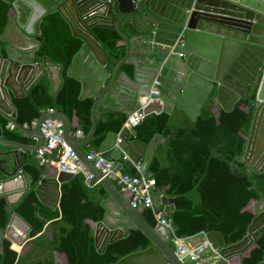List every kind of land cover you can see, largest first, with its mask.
<instances>
[{
	"label": "water",
	"instance_id": "water-1",
	"mask_svg": "<svg viewBox=\"0 0 264 264\" xmlns=\"http://www.w3.org/2000/svg\"><path fill=\"white\" fill-rule=\"evenodd\" d=\"M16 12L15 29L23 42H32L31 48L8 46L7 59L0 57V116L34 144L26 145L2 138L0 129V197L9 206L16 205L27 193L33 192L46 208L55 210L59 202L60 186L74 177L73 174L55 171L42 173L38 181L22 169L28 154L35 156L43 144L41 125L49 120L62 124V136L77 159L90 171L107 193L101 202L105 209L102 221L90 222L94 244L102 254L108 244L121 240L128 230H137L149 242L141 251L121 258L115 264H188L182 261L170 244L165 227L152 228L140 212L130 204L131 198L122 193L113 180L103 177L88 160L82 146L93 138L96 110L105 96L113 91L135 100L145 101L146 115L182 111L195 121L204 104L212 101L213 110L220 108L231 113L236 103L252 93L254 113L244 152L240 160L253 173H264V2L260 0H4ZM29 14L21 22L20 7ZM57 12L68 24L74 38L82 42L74 56L67 75L80 82L79 100H94L91 108V128L87 135L72 134L69 118L63 112L43 113L31 129L15 121L16 109L11 100L24 98L43 78L49 80L51 92L56 95L63 84L62 67L47 57L36 61L40 46L42 18ZM93 27L115 29L125 41L126 52L113 71L105 68L109 57L105 47L92 32ZM142 49L145 63L135 67L134 79L120 69L129 59L132 45ZM154 91L156 95L150 96ZM161 139L155 135L149 144L130 141V133H108L98 152L110 153L114 171L139 165L147 173L150 161ZM123 153L129 161L122 163ZM89 183V182H88ZM155 207L162 218L172 226V213L177 200L165 195L153 196ZM162 206V208H161ZM32 227L18 214H12L3 232V238L25 248L31 241ZM264 234V197L256 201L254 218L246 235L239 242L227 246L222 234L206 235L211 244L214 264H237L236 259L245 253ZM212 255L208 254V257ZM68 262V260H67ZM259 264H264V261Z\"/></svg>",
	"mask_w": 264,
	"mask_h": 264
},
{
	"label": "trees",
	"instance_id": "trees-1",
	"mask_svg": "<svg viewBox=\"0 0 264 264\" xmlns=\"http://www.w3.org/2000/svg\"><path fill=\"white\" fill-rule=\"evenodd\" d=\"M21 22L29 10L21 5ZM16 17L11 3L0 0V53L8 56L3 34L9 20ZM92 32L105 47L109 57L106 67L112 72L126 52L125 41L115 29L93 27ZM40 46L35 53L36 61L47 57L62 67L63 84L56 95L51 92L47 78H43L24 98L13 99L18 125L31 127L47 110L63 112L75 130L87 135L91 128V98L79 100L81 84L68 77L67 70L79 52L82 42L74 38L68 24L57 12L47 13L35 36ZM134 47L138 50H134ZM129 61L121 67L132 76L134 59L146 56L142 49L132 45ZM255 93L239 100L231 113L213 111L212 101L203 105L195 121L182 111L146 116L135 128L132 140L145 144L160 135L161 139L145 174L155 181L153 194L162 192L175 198L177 204L172 213L174 234L182 239L198 234L217 232L222 234L227 246L233 245L246 235L254 214L246 208L250 201L264 197V173H253L240 160L246 143L253 113ZM141 106L116 91L107 94L96 111V131L87 144L90 152H98L108 133L119 134L129 114ZM2 138L22 144L32 140L12 127L0 116ZM104 157L109 158L106 154ZM123 163V160H121ZM23 170L33 181H38L45 170L35 156ZM121 173L138 176L135 168H124ZM5 177L0 173V180ZM106 191L98 184L88 186L79 174L61 185L58 210L44 207L33 192L27 193L16 205L9 206L0 197V232L3 234L12 214H18L31 227V242L27 250L18 253L19 247L2 237L0 240V264H54V253L66 256L68 264H115L121 258L146 249L147 239L137 230H128L123 238L108 244L98 253L93 230L89 222L102 221L105 209L101 202ZM156 210H161L156 207ZM142 218L152 227L156 221L151 210L138 208ZM264 261V234L243 254L239 264H259Z\"/></svg>",
	"mask_w": 264,
	"mask_h": 264
},
{
	"label": "built area",
	"instance_id": "built-area-1",
	"mask_svg": "<svg viewBox=\"0 0 264 264\" xmlns=\"http://www.w3.org/2000/svg\"><path fill=\"white\" fill-rule=\"evenodd\" d=\"M156 95L154 91L150 92V96ZM149 102L141 103V107L133 111L127 117L124 127L127 130H135V128L147 116L145 108ZM47 114H52L54 111L47 110ZM37 123L34 121L31 127L24 126L25 129H32ZM41 135L43 144L37 150L35 158L40 166L45 168H53L57 173L64 172L75 175L81 174L88 186L96 185L98 182L94 179L90 171L77 159L72 149L66 145L62 136V124L57 120H49L41 125ZM76 137H82L81 131L75 133ZM87 158L101 172L103 177H107L118 186L119 190L131 198V206L138 210L142 208L151 210L156 225H161L166 228L170 235V244L173 246L176 255L186 263H196L199 260L201 248L190 247L185 239L179 238L174 234L173 228L168 220L162 218V211L156 210L153 203V191L155 189V181L148 178L139 165L134 166L138 176H130L121 172L114 171V162L110 158H106L100 152L87 153ZM123 162L129 161L126 153L122 156ZM89 182V183H88ZM208 246V241L205 242Z\"/></svg>",
	"mask_w": 264,
	"mask_h": 264
},
{
	"label": "crops",
	"instance_id": "crops-1",
	"mask_svg": "<svg viewBox=\"0 0 264 264\" xmlns=\"http://www.w3.org/2000/svg\"><path fill=\"white\" fill-rule=\"evenodd\" d=\"M260 1H263L264 2V0H260ZM14 20H16V17L14 18ZM17 28V23H15L14 25L13 24H11V23H8V26H7V28H6V30H5V32H4V34H3V40H4V42H5V44H6V51L8 52V50H9V48H8V46H15V45H18L19 47H22V48H31V47H33L35 44L34 43H32V42H23L20 38H19V36H18V34H17V32H16V29ZM135 45V44H134ZM134 50H138V49H136L135 47H134ZM132 53V52H131ZM130 53V56H129V59H130V57L133 59V55ZM0 57L1 58H3V59H7V57L5 58V57H3L2 56V54L0 53ZM146 58V57H145ZM145 58L144 59H142V60H136V59H134V70H133V75L130 77V76H128V77H130L131 79H134V72H135V67L138 65V64H144L145 63ZM129 59L127 60V62L129 61ZM123 66V65H122ZM106 69V68H105ZM107 70V69H106ZM108 71V70H107ZM120 72H123V71H121L120 70ZM111 73V72H110ZM46 78V77H45ZM13 97L11 96V100H12V102H13ZM221 109L220 108H215L213 111L214 112H216V113H218L219 111H220ZM97 111V110H96ZM44 113H46V111L44 112ZM43 114V113H42ZM97 117V116H96ZM123 129H125V130H127L125 127H123ZM122 129V130H123ZM31 130V129H30ZM71 130H72V134L75 136V133L77 132V131H79V130H75V126L74 125H71ZM129 133H130V138L131 137H134L135 136V130H133V131H131V130H127ZM84 136V135H83ZM29 139H31L32 140V143H30V144H26V145H32V144H34L35 142H34V139L33 138H30V137H28ZM130 141H134V140H132V139H130ZM82 149L87 153V150H88V147H87V145H84V146H82ZM110 153H111V151H108V152H106L105 154L107 155V156H109V158H110ZM32 157H34V155L33 154H28V161H29V159L30 158H32ZM122 160V159H121ZM27 161V162H28ZM127 162V161H126ZM123 163H125V162H123ZM25 165V164H24ZM24 167V166H23ZM124 168H126V167H124ZM123 168V169H124ZM135 168V167H134ZM23 169V168H22ZM44 173H49L50 175H52L53 173H55V170L53 169V168H45V170H44ZM60 192H61V186H60ZM163 192V191H162ZM162 192H159V193H157V194H153V196H162ZM61 195V194H60ZM59 201H60V196H59ZM58 207H59V202H58V204H57V207L55 208V210H58ZM161 208H162V206H161ZM248 211H250L251 213H255V210H256V201H250L249 202V204H248V206H247V208H246ZM90 223V222H89ZM0 237H2L3 238V234H1V232H0ZM0 240H1V238H0ZM186 240V243L190 246V247H199V248H201V252H200V254H199V260H198V262H196V263H188V264H214L216 261H217V257L216 256H214V255H212V251H211V244H210V242L207 240V238H206V235L205 234H203V233H201V234H198V235H195V236H193V237H190V238H186L185 239ZM206 241H208V246H205V242ZM31 242V241H30ZM13 245L14 244H12V249H13ZM27 247H28V245L25 247V248H23V249H21L20 247V251L19 250H15V251H17L18 253H22V252H24V251H26L27 250ZM208 254L209 255H212L211 257H208ZM237 260V259H236ZM236 263L237 264H239L237 261H236ZM54 264H68V262H67V258H66V256L64 255V254H62V253H58V252H55L54 253Z\"/></svg>",
	"mask_w": 264,
	"mask_h": 264
},
{
	"label": "rangeland",
	"instance_id": "rangeland-1",
	"mask_svg": "<svg viewBox=\"0 0 264 264\" xmlns=\"http://www.w3.org/2000/svg\"><path fill=\"white\" fill-rule=\"evenodd\" d=\"M19 251H20V248H19Z\"/></svg>",
	"mask_w": 264,
	"mask_h": 264
}]
</instances>
